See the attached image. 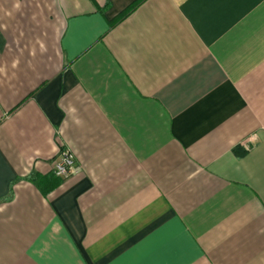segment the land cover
Here are the masks:
<instances>
[{
  "label": "crops",
  "instance_id": "crops-1",
  "mask_svg": "<svg viewBox=\"0 0 264 264\" xmlns=\"http://www.w3.org/2000/svg\"><path fill=\"white\" fill-rule=\"evenodd\" d=\"M136 1L0 0V264H264V0Z\"/></svg>",
  "mask_w": 264,
  "mask_h": 264
},
{
  "label": "built area",
  "instance_id": "built-area-1",
  "mask_svg": "<svg viewBox=\"0 0 264 264\" xmlns=\"http://www.w3.org/2000/svg\"><path fill=\"white\" fill-rule=\"evenodd\" d=\"M76 159L70 149L62 150L60 159L54 164V174L59 178H69L77 173Z\"/></svg>",
  "mask_w": 264,
  "mask_h": 264
},
{
  "label": "trees",
  "instance_id": "trees-1",
  "mask_svg": "<svg viewBox=\"0 0 264 264\" xmlns=\"http://www.w3.org/2000/svg\"><path fill=\"white\" fill-rule=\"evenodd\" d=\"M144 0H137L135 3L131 4L130 7H128L126 10H124L118 17H116L110 24L112 26L116 25L117 23L121 22L125 19L140 3H142Z\"/></svg>",
  "mask_w": 264,
  "mask_h": 264
}]
</instances>
